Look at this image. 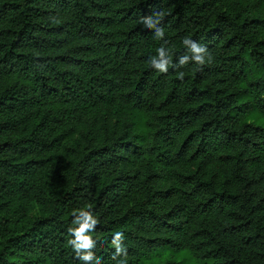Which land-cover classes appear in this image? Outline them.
<instances>
[{
	"label": "trees",
	"instance_id": "16d2710c",
	"mask_svg": "<svg viewBox=\"0 0 264 264\" xmlns=\"http://www.w3.org/2000/svg\"><path fill=\"white\" fill-rule=\"evenodd\" d=\"M160 11L164 40L140 23ZM186 36L210 62L172 66ZM257 114L264 0H0V264H81V208L102 264L116 231L127 264H264Z\"/></svg>",
	"mask_w": 264,
	"mask_h": 264
},
{
	"label": "clouds",
	"instance_id": "9594fccd",
	"mask_svg": "<svg viewBox=\"0 0 264 264\" xmlns=\"http://www.w3.org/2000/svg\"><path fill=\"white\" fill-rule=\"evenodd\" d=\"M164 16L165 13L163 11L154 12L151 16L143 17L140 23H142L146 29L154 30L155 39L164 40L165 30L160 26ZM166 43L167 41H165V44ZM182 43L184 48L187 49V54L179 57L178 64L172 65L171 50L166 49L165 46H160L156 49L157 55L149 58L148 62L151 67L159 73L166 74L170 65L181 68L187 66L190 62H194L202 66L206 62L211 61V56L205 46H202L187 36L183 38ZM177 76L180 80H183L185 72L178 71ZM72 216L74 217L72 221L73 226H70L67 231L73 238L67 240V245L71 246L75 253V258L78 259L81 264H102V258L97 257L93 251L96 247V242L90 235V233L95 231L99 221L93 216L90 210H85L83 208L74 210ZM123 239V233L116 231L112 240V244L115 248L112 259L116 261V264H127L128 252L126 247L121 244ZM121 256L123 257L122 259H117Z\"/></svg>",
	"mask_w": 264,
	"mask_h": 264
},
{
	"label": "rangeland",
	"instance_id": "374dc122",
	"mask_svg": "<svg viewBox=\"0 0 264 264\" xmlns=\"http://www.w3.org/2000/svg\"><path fill=\"white\" fill-rule=\"evenodd\" d=\"M251 121H255L258 124H264V116L257 114L251 118ZM188 251H183L179 254H172L169 251H165L162 255H156L152 259H149L145 264H197Z\"/></svg>",
	"mask_w": 264,
	"mask_h": 264
}]
</instances>
